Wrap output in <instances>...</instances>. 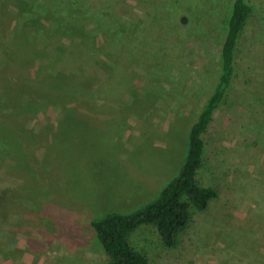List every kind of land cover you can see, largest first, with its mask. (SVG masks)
<instances>
[{
  "label": "rangeland",
  "instance_id": "rangeland-1",
  "mask_svg": "<svg viewBox=\"0 0 264 264\" xmlns=\"http://www.w3.org/2000/svg\"><path fill=\"white\" fill-rule=\"evenodd\" d=\"M77 1L86 6L91 22L80 21L74 33L60 27L50 44L61 39L81 53L79 62L91 72L93 89L104 85V94H94L89 120L71 116L59 127L62 119L50 107L26 123L27 129L40 131L39 144L47 149L42 185L34 186L44 194L27 190L30 204L15 210L26 222L13 240L20 253L0 257V264H107L86 220L130 214L158 197L177 175L190 126L220 74L234 0L32 3L48 5L47 11L59 4L60 15ZM245 1L250 12L239 37L234 77L204 136L199 178L218 197L193 216L173 248L163 247L151 227L134 232V243L148 252L151 264H264V0ZM16 12L12 3L0 12V42L8 47ZM63 24L70 26L67 19ZM14 62L27 66L25 77L36 79L28 59ZM67 63L55 67L57 82L71 73ZM46 124L54 125L59 140L55 151L47 145L50 133L41 131ZM42 147L34 154L38 160Z\"/></svg>",
  "mask_w": 264,
  "mask_h": 264
},
{
  "label": "trees",
  "instance_id": "trees-1",
  "mask_svg": "<svg viewBox=\"0 0 264 264\" xmlns=\"http://www.w3.org/2000/svg\"><path fill=\"white\" fill-rule=\"evenodd\" d=\"M32 1L0 0L2 14L8 10L9 3L17 9L9 47L0 42V145L6 147L0 149V257L3 259L20 253L13 240L18 232L24 230L26 222L15 210L30 204L27 190L44 194L34 186L42 185L39 176L49 161L46 158L47 149L42 147L43 141L39 144L40 131L27 129L26 123L35 118L38 112L50 107L56 109L57 119H62L57 122L59 127L71 116L81 118L83 114L89 120L94 112L93 104H96L94 94L104 91V85L93 89L91 72L79 62L81 53L62 43L61 39L50 44L60 27L74 33L75 26L80 27V21L84 24L91 22L86 6L80 7L77 1L72 9L68 7L60 10L59 15V4L52 5L53 8H47V11L44 6L48 5H36ZM249 12L245 0H234L220 49V74L205 105L190 126L186 155L177 175L161 189L154 201L130 214L110 213L99 219L86 220L88 229L104 251L107 264H151L148 252L134 243V232L142 226L151 227L163 247L173 248L193 216L205 212L210 203L217 199V191L203 184L199 178L205 162L204 136L213 122L215 112L227 98L235 72L239 37ZM4 16L5 20L9 17L6 14ZM66 19L70 26L65 27L63 24ZM48 20L51 24L46 26ZM68 38L72 39V36ZM47 46L50 48L46 50ZM23 58L28 59L32 69H35V80L25 77L23 69L27 66H16L14 60L22 62ZM64 62H68L72 71L65 74L61 82H57L55 67ZM40 73L42 75L38 79ZM79 122L85 125L82 120ZM53 127L46 124L41 130L50 133L51 140L47 145L51 151L53 145L58 146ZM28 137L33 142L31 147ZM41 147L45 152L38 160L34 154ZM2 153L9 155L13 163L8 162ZM2 180L7 184L2 185ZM35 207L34 204L31 209Z\"/></svg>",
  "mask_w": 264,
  "mask_h": 264
},
{
  "label": "water",
  "instance_id": "water-1",
  "mask_svg": "<svg viewBox=\"0 0 264 264\" xmlns=\"http://www.w3.org/2000/svg\"><path fill=\"white\" fill-rule=\"evenodd\" d=\"M183 21V20H182Z\"/></svg>",
  "mask_w": 264,
  "mask_h": 264
}]
</instances>
